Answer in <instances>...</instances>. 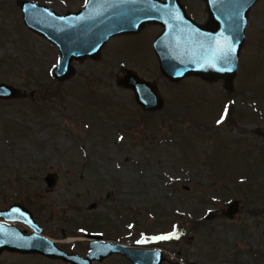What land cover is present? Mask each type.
<instances>
[{
	"label": "rangeland",
	"instance_id": "1",
	"mask_svg": "<svg viewBox=\"0 0 264 264\" xmlns=\"http://www.w3.org/2000/svg\"><path fill=\"white\" fill-rule=\"evenodd\" d=\"M17 1L0 0V83L25 94L0 100V208L23 206L42 235L81 257L98 234L159 249L162 264H264V0L247 14L230 92L218 79H166L156 24L111 38L57 81L59 51L25 27ZM29 1L65 14L86 0ZM179 1L206 23L204 0ZM127 72L155 86L160 110L142 111L119 85ZM232 200L240 210L228 219ZM0 264L69 263L2 252ZM93 264L131 263L111 255Z\"/></svg>",
	"mask_w": 264,
	"mask_h": 264
},
{
	"label": "water",
	"instance_id": "2",
	"mask_svg": "<svg viewBox=\"0 0 264 264\" xmlns=\"http://www.w3.org/2000/svg\"><path fill=\"white\" fill-rule=\"evenodd\" d=\"M257 0H204L205 24L195 22L179 0H86L77 12L58 14L53 9L29 0H18L22 21L31 32L57 47L59 60L52 70L57 81H67L73 74L72 61L97 60L100 51L113 37L138 33L148 24L161 26L153 42V51L162 75L172 83L194 76L210 82L222 80L227 91L233 89L238 56L245 39L247 14ZM34 6V7H33ZM234 49V51H232ZM231 68V71L223 69ZM121 84V85H120ZM120 86L133 91L140 109L157 111L163 100L154 85L127 72ZM25 97L20 90L0 83V100ZM55 177L48 173V188ZM238 201L227 203L223 216L232 219L238 212ZM23 223L32 233L25 235L12 223ZM42 229L31 213L19 204L0 210V254H38L69 264H93L111 255L124 257L131 264H162L160 250H144L124 244L90 240L86 257L67 253L41 235ZM173 232L169 236H173Z\"/></svg>",
	"mask_w": 264,
	"mask_h": 264
},
{
	"label": "flooded vegetation",
	"instance_id": "3",
	"mask_svg": "<svg viewBox=\"0 0 264 264\" xmlns=\"http://www.w3.org/2000/svg\"><path fill=\"white\" fill-rule=\"evenodd\" d=\"M10 206V205H9ZM8 206V207H9ZM8 207H4V208H0V210H2V209H6V208H8ZM15 225H17L22 231H23V233L25 234V235H27V234H30L31 233V230L27 227V226H25L24 224H21V223H15ZM25 228H27V229H25Z\"/></svg>",
	"mask_w": 264,
	"mask_h": 264
},
{
	"label": "snow or ice",
	"instance_id": "4",
	"mask_svg": "<svg viewBox=\"0 0 264 264\" xmlns=\"http://www.w3.org/2000/svg\"><path fill=\"white\" fill-rule=\"evenodd\" d=\"M34 7V6H33ZM232 51H234V49H232ZM223 70H225V71H231V68H225V69H223ZM170 237H168V236H165V237H161V239H169Z\"/></svg>",
	"mask_w": 264,
	"mask_h": 264
}]
</instances>
